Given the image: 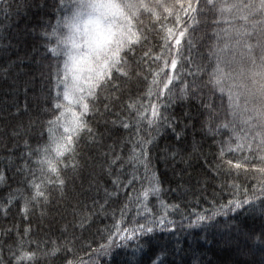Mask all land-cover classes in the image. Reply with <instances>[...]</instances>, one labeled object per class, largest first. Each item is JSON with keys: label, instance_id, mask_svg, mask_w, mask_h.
Segmentation results:
<instances>
[{"label": "trees", "instance_id": "obj_1", "mask_svg": "<svg viewBox=\"0 0 264 264\" xmlns=\"http://www.w3.org/2000/svg\"><path fill=\"white\" fill-rule=\"evenodd\" d=\"M102 1L10 0L8 12L0 9V133L14 126L27 127L30 122L33 126L28 128L31 136L18 140L0 137L4 139L0 143V171L7 179L6 184H0V203L9 191L25 187L15 167L22 163L24 141L35 146L37 139H47L46 128L43 137H37L35 129L39 120L51 118L45 113L52 103L46 98L49 68L41 59L45 54L43 45L47 43L54 50L53 70L55 63L61 78L71 83L75 22ZM111 1L116 8L114 32L95 56L94 71L89 76L97 73L99 55L107 50L121 57L118 67L131 78L126 93L134 94L144 87L142 81L137 85V74L149 80L153 73L164 76L173 60L178 61L177 67L190 89L182 95L177 80L176 99L168 109L177 130L184 129L182 139L165 132L149 153V167L160 181V193H149L147 210L161 209L163 201L168 211L174 212L168 217L174 225L153 223L152 232H137L127 241L117 238L108 255H93L108 242L105 238L114 225L126 230L138 226L137 221L147 225L152 220L151 215L145 219V210L136 214L140 205L135 201L143 200L150 188L143 168L137 173L135 190L127 183L122 189L113 184L117 175L121 182L131 179L133 165L117 161L111 169L114 174H108L106 159L110 161L111 154L106 158L104 153L109 152L110 145L119 144L116 155L127 160L131 144L121 140L127 134H106L101 143L82 149L86 162L76 172L63 170V193L50 186L45 208L37 206L33 216L22 218V201H18L6 218L0 215V250L5 257L10 256L7 246L17 240L12 230L16 225L21 234L24 228H31V235L24 238L33 242L25 244L24 251L35 252L40 241L42 253L49 251L53 242H67L68 260L75 259V252L85 264L92 259H98L99 264H264V116L246 104L243 96L234 102L233 93L219 86L221 78L216 73L225 64L238 69L264 58V0ZM54 4L58 7H52ZM16 5H21L18 11ZM41 32L48 33L46 40ZM181 38L184 42L177 48L175 40ZM55 79L53 74V84ZM236 91L241 89L237 87ZM121 99L127 103L126 95ZM112 111L121 113L118 102ZM186 112L196 119H184ZM96 128L104 132L103 121ZM221 149L225 152L223 158L218 155ZM226 160L235 165L230 175ZM216 164L223 165L219 172ZM233 183L238 191L231 188ZM233 199L242 201L241 208L200 223L192 215H211L214 204L227 205ZM172 205L179 206L178 213ZM125 206L127 211L121 220ZM206 209L209 212L205 213ZM41 211L46 212L43 218ZM6 229L8 233L3 234ZM112 234L116 235L115 231ZM22 264L29 261L25 259ZM37 264H63L62 254L38 255Z\"/></svg>", "mask_w": 264, "mask_h": 264}, {"label": "snow or ice", "instance_id": "obj_2", "mask_svg": "<svg viewBox=\"0 0 264 264\" xmlns=\"http://www.w3.org/2000/svg\"><path fill=\"white\" fill-rule=\"evenodd\" d=\"M11 7L10 0H0V9L8 12ZM20 7L21 5H16L17 11ZM52 7H58V5L54 4ZM40 35L46 40L48 33L41 32ZM183 42L182 38L175 40L177 48ZM43 46L45 54L41 56V59L47 61L49 68V87L46 98L52 103V107L45 109V113L49 114L51 118L46 121L39 120L35 125V129L36 136L43 137L46 128L47 139L43 142L37 139L35 146L29 144L27 140L24 141L25 151L20 157L22 163L15 167L19 175L23 177L21 183L25 187L11 190L7 197L2 198L0 215L6 218L18 201H22L20 209L22 218L33 216L37 206L45 208L49 204L51 187H55L57 191L63 193L65 187V178L62 175L63 170L69 169L72 172H76L82 166V162H86L81 155L84 147H91L101 143L106 134L115 135L123 132L127 135L121 136V140L131 144L127 160L116 155L119 144L110 145L109 152L104 153L106 158L111 154L110 161L106 159L109 169L108 174H114L111 169L117 164V161L121 165H133V170L130 173L131 179L121 182L119 175H117L113 184L122 189L123 184L127 183L135 190V182L138 179L137 173L140 168H143V176L148 179L150 188L149 191L144 192L143 200L137 199L135 201L140 205L136 214L139 215L141 210H145V219H147L148 215H151L152 220L147 225L139 224V221H137L138 226H133L126 230L114 225L113 230L109 231L105 238L108 242L101 244L93 255H108L117 238L120 241H127L134 238L137 232L141 234L152 232L154 230L152 227L153 223L160 226L174 225V221L168 219L169 216L174 214V212L168 211V205L161 201L162 210L153 207L152 211H148V205L145 201L148 200L149 193L154 196H159L160 193V181L156 176L155 170H150L149 167L151 164L150 149L157 147L158 138L168 131H171L177 139H182L184 129L178 131L175 119L168 114V109L176 99L175 90L178 86L175 82L179 81L182 95H186L185 90H190L184 83L182 70L177 67L178 61L173 60L171 62L170 66L165 69L164 76H161L158 72L153 73L152 79L149 80L148 77L137 74V85L139 86V82L142 81L144 87L133 94L131 92L126 93V85L130 83L131 78L123 68L118 67L121 57L117 53L106 50L99 55V70L94 76H89L88 78H84L83 75L75 76L72 82L69 83L67 78H61V71L55 63L53 70V62L56 59L54 50L50 49L47 43ZM104 69H107V72ZM169 72L172 74L170 75ZM53 74L56 77L54 84L52 82ZM117 93L120 95L117 96ZM125 95L127 103L121 99ZM162 96L164 97L163 100L161 99ZM117 102L121 106V113L112 111L113 106ZM162 108L164 111H161ZM112 115H115L117 119L110 120L109 117ZM184 119L190 121L196 119V117L191 112H186ZM100 121H103L105 125L104 132H100L96 128ZM31 127H33L31 122L27 127L14 126L10 131L6 130L4 133H0V137L18 140L25 136H31L32 133L28 131V128ZM187 127L188 125L185 124L184 128ZM0 143H4V139H0ZM5 146L7 147V145ZM224 154L223 149L218 153L221 158H223ZM66 160L67 163L65 162ZM224 165L228 166V174L230 175V169L235 165L233 166L231 160L224 161ZM222 167L223 165L216 164L215 169L219 172ZM120 174H124L123 169ZM6 183L5 173L0 171V184ZM224 187H227V184ZM231 188L234 191L239 190L235 183L231 185ZM25 190L27 195L24 194ZM261 191L264 192V188ZM107 195L109 194L106 193ZM111 195H115V193ZM126 199L131 202L130 197H126ZM241 206L242 201L233 199L227 205L217 207L214 204L210 210L211 215L199 212L192 215H195L196 222L200 223L222 212L239 209ZM172 209L176 213L179 212L178 205H172ZM126 211L127 207L125 206L120 212L121 220H124ZM207 212H209L208 209L205 210V213ZM45 215V211L40 212L41 218L45 217ZM128 223H131V221ZM12 230L15 231L17 240L14 245L7 246L9 257H5L4 252L0 250V264H12V260H15L16 264H22L25 259L29 261V264H37L38 255L54 257L57 252L62 254L63 264H85V261L79 258L75 252L72 253L75 259L68 260L67 253L69 249L67 242L63 245H56L53 242L51 249L42 253L39 244L43 243V241H40L37 243L35 252L31 250L24 251L25 244L30 245L33 242L31 239L25 240L24 238L31 235V228H24L23 234H21V230L16 225H13ZM8 231L6 229L3 234H7ZM113 231H115L116 235L112 234ZM261 243H264V240ZM90 264H99V260L92 259Z\"/></svg>", "mask_w": 264, "mask_h": 264}, {"label": "rangeland", "instance_id": "obj_3", "mask_svg": "<svg viewBox=\"0 0 264 264\" xmlns=\"http://www.w3.org/2000/svg\"><path fill=\"white\" fill-rule=\"evenodd\" d=\"M116 8L111 0L99 2L90 13L75 22V51L69 70L71 82L75 76L88 78L94 71L93 60L114 32Z\"/></svg>", "mask_w": 264, "mask_h": 264}, {"label": "clouds", "instance_id": "obj_4", "mask_svg": "<svg viewBox=\"0 0 264 264\" xmlns=\"http://www.w3.org/2000/svg\"><path fill=\"white\" fill-rule=\"evenodd\" d=\"M216 73L221 78L219 86L226 92L233 93L234 102H238L239 97L243 96L246 104L264 116V58L238 69L225 64ZM237 87L241 91L237 92Z\"/></svg>", "mask_w": 264, "mask_h": 264}]
</instances>
